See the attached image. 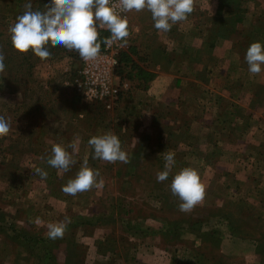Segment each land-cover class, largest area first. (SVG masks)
I'll return each mask as SVG.
<instances>
[{
    "label": "rangeland",
    "instance_id": "374dc122",
    "mask_svg": "<svg viewBox=\"0 0 264 264\" xmlns=\"http://www.w3.org/2000/svg\"><path fill=\"white\" fill-rule=\"evenodd\" d=\"M29 2L34 11H46L45 5L51 4V0H0V49L6 44L12 46L9 28ZM135 13H127L130 25ZM158 43L156 48L149 43L151 54L142 56L138 64L146 69L152 68L150 59L153 65L167 64L168 49L163 41ZM46 47L52 53L49 61H36L28 53L16 51V67L6 65L0 76V116L11 125L9 134L0 138V264H169L171 255L182 248L188 250L193 260L190 264H264V189L247 191L245 183L237 190V185L250 179V168H244L237 177L242 182L235 185L234 175L229 173L222 184L212 168L217 160L208 158L205 165L212 169L201 175L196 153L189 156L185 149L192 146V150L209 152L212 144H186L188 137L183 134H173L166 144L156 143L153 125L148 132L137 133L139 119L149 112L144 106L151 100L144 99L145 95L139 97L143 102L139 113L134 109L125 113V107H115L117 102L107 110L98 102L83 100L71 85L80 67L79 54L62 46ZM132 54L138 59L132 50L128 56ZM137 66L129 59L115 68L114 82L127 85L118 93L117 101L125 96L127 100V94L134 92ZM166 82L165 90L155 96L177 97L179 87L172 80ZM183 106L195 107L186 102ZM151 108L157 117L156 106ZM167 114L176 115L180 127L190 121L184 111ZM160 130L165 131L163 127ZM109 131L120 139L130 163L110 164L92 158L88 140ZM73 143L78 148L75 153L68 147ZM54 144L73 155L76 163L68 172L46 163ZM159 146L175 154V164L164 182H157V174L164 170L168 152L161 149L158 156L152 149ZM84 160L99 170L97 181H103V187L66 195L62 187L75 178ZM229 163L220 160L224 170ZM34 167L45 170L47 178L34 174ZM183 168L195 169L206 188L204 201L189 213L179 211L181 201L170 191L174 175ZM66 216L72 222L63 238L49 239L48 224ZM84 218H89L85 223L89 228L83 244H78ZM157 233L160 237L154 239Z\"/></svg>",
    "mask_w": 264,
    "mask_h": 264
},
{
    "label": "crops",
    "instance_id": "0c3cea01",
    "mask_svg": "<svg viewBox=\"0 0 264 264\" xmlns=\"http://www.w3.org/2000/svg\"><path fill=\"white\" fill-rule=\"evenodd\" d=\"M196 3L198 7L188 18L173 25L168 32L154 28V21L148 19L151 13L147 10L136 12L134 22H130L131 25L128 22L130 49L136 52L138 59L134 60L133 54L128 57L131 64L134 61L139 65L134 72L150 74L151 82L145 83V88L139 86L128 93L127 100L126 96L122 98V106L125 113L133 109L139 113L143 103L139 97L145 95L144 99L148 98L151 103L144 106L149 112L146 118L139 119L137 133L148 132L149 125H153L156 143L166 144L172 141L173 134H183L188 137L186 144L192 141L212 144L209 152L192 150V146L185 149L189 156L196 153L201 175L213 168L216 176L220 177L219 183L227 182V174L230 173L234 175L236 185L242 182L237 178L241 171L250 168L247 172L250 179L237 185L238 192L245 183L247 191L264 189V65H261L262 71L258 75H253L245 61L246 51L253 42L264 45V0H197ZM217 27L220 29L216 30ZM159 40L168 49L166 54L170 58L167 64L153 65L151 59V69L138 64L142 56L151 54L147 49L149 43L156 48ZM144 62L148 63L146 60ZM166 80H172L179 87V92L174 91L177 97L160 99L155 96L165 90ZM183 102L193 103L195 107L187 109ZM152 104L156 106L157 117ZM179 110L184 111V116L190 120L182 125L187 129L180 127V122L175 120L176 115H166L168 111L176 114ZM161 127L165 131H161ZM165 148L159 146L152 150L159 156L161 149ZM166 150L169 152L168 148ZM208 158L216 159L217 165L212 168L205 165ZM223 159L230 162L226 170L220 164ZM89 221V218H84L82 225H79L78 244H83L86 239L89 227L85 223ZM159 237L157 233L154 239ZM182 250L187 251L183 256L179 254ZM169 260V264H190L192 259L188 250L182 248Z\"/></svg>",
    "mask_w": 264,
    "mask_h": 264
},
{
    "label": "clouds",
    "instance_id": "9594fccd",
    "mask_svg": "<svg viewBox=\"0 0 264 264\" xmlns=\"http://www.w3.org/2000/svg\"><path fill=\"white\" fill-rule=\"evenodd\" d=\"M45 8L46 11H34L30 2L24 5L23 14L19 15L9 28L13 48L20 54L31 51L39 59L46 60L52 55L46 47L50 44L52 47L62 46L68 51L74 50L84 61H91L100 55L97 24L106 27L111 33L110 38L104 41L107 46L123 41L120 44L123 47L130 33L127 17L121 13L147 10L151 13L154 28L168 32L173 25L185 21L195 10V0H51V4L45 5ZM4 60L5 56L0 51V76L5 73ZM245 61L248 71L258 75L262 71L261 65H264V45L253 42L246 51ZM10 130L9 121L0 116V138L6 137ZM88 144L93 150V159L110 164H128L131 161L129 154L122 150L120 139L110 131L91 137ZM68 147L73 153L78 151L74 143ZM164 160V170L157 174V182L168 179L175 164V154L166 153ZM46 163L52 168L68 172L76 161L64 146L54 144ZM33 172L41 179H46L48 175L39 167H34ZM99 176V170L90 168L87 160H84L75 178L70 179L62 187V191L66 195L76 196L93 188H102L103 181H97ZM170 191L181 201L178 207L183 213L191 212L204 201L206 195L205 185L201 182L198 172L192 168H183L174 175ZM71 222L66 216L58 223L48 224V238L62 239Z\"/></svg>",
    "mask_w": 264,
    "mask_h": 264
},
{
    "label": "built area",
    "instance_id": "2783aa9c",
    "mask_svg": "<svg viewBox=\"0 0 264 264\" xmlns=\"http://www.w3.org/2000/svg\"><path fill=\"white\" fill-rule=\"evenodd\" d=\"M121 15L127 17V13H121ZM98 28L106 32L101 45L100 55L91 61H84L81 58L80 67L71 85L83 100L98 102L109 110L116 104L118 93L127 88L126 84L119 85L114 82L113 73L117 66L119 55L127 52L130 47L131 36L129 35L127 43L123 47L120 46L123 41L107 46L104 41L106 38H110L111 33L106 27H102L99 24Z\"/></svg>",
    "mask_w": 264,
    "mask_h": 264
},
{
    "label": "trees",
    "instance_id": "16d2710c",
    "mask_svg": "<svg viewBox=\"0 0 264 264\" xmlns=\"http://www.w3.org/2000/svg\"><path fill=\"white\" fill-rule=\"evenodd\" d=\"M220 27H217L216 30H219ZM97 30L99 32V40L98 42L100 43V45H102V42H103V39L106 35V32L100 30L98 28V24H97ZM214 34H217V35H220L222 34L221 32H214ZM131 46L129 47L128 51L127 52H123L119 55L118 57V60H117V66L116 67H119L120 64L122 62H126V61H129V57H128V54L127 53H130L131 51ZM13 46H11L10 44H6L5 46H2V48L0 49V51L3 52L4 56H5V60H4V63H5V66L10 64V65H14V68L16 67V60H15V56L18 55V53L16 52V50H13ZM101 49V47H100ZM30 57H32V59L34 58L36 61H49V59H46V60H41L39 59L38 57H36L33 53H31V51L28 52V54ZM16 63V64H15ZM20 64V63H19ZM117 69V68H116ZM132 69V68H131ZM133 76L136 77L132 82H134L135 84L133 85V87L137 88L140 86L141 87H144L145 88V83L147 81V79L150 77L148 74H145V73H141V72H133ZM141 84H144V85H141ZM142 89V88H141ZM121 100V101H120ZM117 101V106L115 107H122L123 103H122V99H120ZM114 107V108H115ZM124 111V108L122 109Z\"/></svg>",
    "mask_w": 264,
    "mask_h": 264
}]
</instances>
